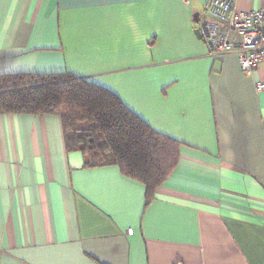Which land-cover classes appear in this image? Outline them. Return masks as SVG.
Wrapping results in <instances>:
<instances>
[{"label": "crops", "instance_id": "0c3cea01", "mask_svg": "<svg viewBox=\"0 0 264 264\" xmlns=\"http://www.w3.org/2000/svg\"><path fill=\"white\" fill-rule=\"evenodd\" d=\"M208 1L0 0V76L81 77L180 145L146 204L67 153L59 117L0 114V264H264V62L209 52Z\"/></svg>", "mask_w": 264, "mask_h": 264}, {"label": "trees", "instance_id": "16d2710c", "mask_svg": "<svg viewBox=\"0 0 264 264\" xmlns=\"http://www.w3.org/2000/svg\"><path fill=\"white\" fill-rule=\"evenodd\" d=\"M0 114L57 116L67 153L84 167L115 165L145 186L146 204L171 175L179 143L151 129L109 90L73 74L0 76Z\"/></svg>", "mask_w": 264, "mask_h": 264}, {"label": "built area", "instance_id": "2783aa9c", "mask_svg": "<svg viewBox=\"0 0 264 264\" xmlns=\"http://www.w3.org/2000/svg\"><path fill=\"white\" fill-rule=\"evenodd\" d=\"M199 30L212 55L236 52L242 72L264 62V8L242 11L233 0H209L200 15ZM255 91L264 92V83L258 82ZM132 233L127 230V235Z\"/></svg>", "mask_w": 264, "mask_h": 264}, {"label": "water", "instance_id": "95a60500", "mask_svg": "<svg viewBox=\"0 0 264 264\" xmlns=\"http://www.w3.org/2000/svg\"><path fill=\"white\" fill-rule=\"evenodd\" d=\"M193 19H194V21H196V23L199 24V13H195V14L193 15ZM196 35H197L199 38H201V34H200V30H199V29L196 31Z\"/></svg>", "mask_w": 264, "mask_h": 264}]
</instances>
